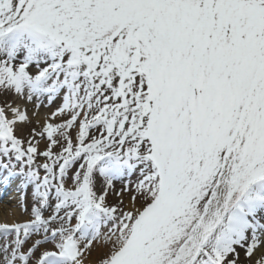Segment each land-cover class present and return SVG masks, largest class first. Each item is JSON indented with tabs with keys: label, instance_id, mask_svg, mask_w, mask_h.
Returning a JSON list of instances; mask_svg holds the SVG:
<instances>
[{
	"label": "snow or ice",
	"instance_id": "6c2138e0",
	"mask_svg": "<svg viewBox=\"0 0 264 264\" xmlns=\"http://www.w3.org/2000/svg\"><path fill=\"white\" fill-rule=\"evenodd\" d=\"M6 93L0 264H264V0H0Z\"/></svg>",
	"mask_w": 264,
	"mask_h": 264
},
{
	"label": "rangeland",
	"instance_id": "374dc122",
	"mask_svg": "<svg viewBox=\"0 0 264 264\" xmlns=\"http://www.w3.org/2000/svg\"><path fill=\"white\" fill-rule=\"evenodd\" d=\"M5 100L12 101L15 104H18L21 108L27 109L28 101L26 99H22V98H20L18 96H15L13 93H6L4 95H0V104H2ZM43 107H46V109H48V112H50V114L53 113L54 111H56V109L58 108L57 106L49 107V106H46V105H43ZM28 111L29 110L27 109V114H28L31 122L30 123L29 122H20V123L17 124V128H16V134L18 136L24 138L25 140L30 138V134H31L33 128H35L37 130L36 127L39 126V125L40 126L41 125L44 126V124L46 122H52V123L54 122L53 117L48 115L47 112H46L45 116H40V115L34 114V113H32L31 116H30V112H28ZM37 139H38V137H37ZM46 143H47V141L41 140L40 144H39V148L40 149H42L43 147L45 148ZM38 161L39 162H43L44 158L43 157H38ZM128 179H131L134 182L137 179V177L135 175H133L131 177H125V180H128ZM18 183H19V181H13L10 185L4 186V187H6V191L4 193H2L0 196L1 197H8L10 193L13 195V197L9 196V198L7 199L8 203H9L8 205H10L13 208V210L16 211L18 219H19V222H24L25 220L31 218L32 188L29 187L28 190H27L28 191L27 203L29 205V211L28 212H24L22 210V208H21L20 193L17 190V184ZM114 183H115V187L117 189H119L122 186L123 182L120 181V180H117ZM108 199H109L110 202H115V200L117 198L114 195L110 194ZM125 203H127V197H125ZM7 209H5L6 212H7ZM45 215H48V212H45ZM1 241H2V238H0V242ZM242 251H243V249H242ZM258 258H259L258 254L256 256H254L252 264H254V261L256 259H258ZM96 260H97V258H96ZM89 261H88V264H95V261L94 262L93 261L89 262ZM241 264H248V262L244 260V255L241 257Z\"/></svg>",
	"mask_w": 264,
	"mask_h": 264
},
{
	"label": "bare ground",
	"instance_id": "6f19581e",
	"mask_svg": "<svg viewBox=\"0 0 264 264\" xmlns=\"http://www.w3.org/2000/svg\"><path fill=\"white\" fill-rule=\"evenodd\" d=\"M42 99H43V103L40 104L39 108L36 107V104L38 103L37 100L34 99L32 101H28L27 109L29 110L28 112H30V116H31L32 113L38 114L40 116H45L46 112L48 113V115L51 116L50 112H48V109H46V107H43V105H46V106H49V107H53V106L59 107L61 105V103H62V100L59 97L56 100H54L51 104L48 103L46 97L42 98ZM62 119H64V117L53 118V120H54L53 123H60ZM36 128H37V132H39V131L42 130L43 125H41V126L39 125ZM38 139H39V137H38ZM40 150L43 151L44 147L42 149H40ZM5 191H6V187H4L3 185H0V195L2 193H4ZM9 196L13 197V195L11 193L9 194ZM9 196L8 197H1L0 196V223H4V222H6V223H22V222H19V219H18L16 211L13 210V208L10 205H8L9 203H8L7 199L9 198ZM5 209H7V212L5 211ZM9 239H11V237H9ZM238 251L240 252L241 257H242L244 255L242 249H238ZM97 257H98V252L94 250L93 253H92V256L90 258V261L94 262Z\"/></svg>",
	"mask_w": 264,
	"mask_h": 264
}]
</instances>
